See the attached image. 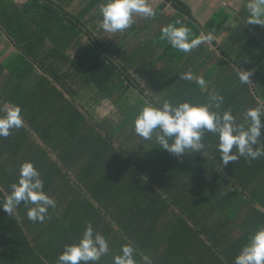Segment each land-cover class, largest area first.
<instances>
[{
    "label": "trees",
    "instance_id": "trees-1",
    "mask_svg": "<svg viewBox=\"0 0 264 264\" xmlns=\"http://www.w3.org/2000/svg\"><path fill=\"white\" fill-rule=\"evenodd\" d=\"M246 2L237 13L247 16ZM168 4L175 16L165 10ZM89 10L75 14L55 0H31L22 9L14 0H0V24L21 50L0 61V101L19 104L24 118V127L0 137V202L26 160L56 201L43 223L28 220L23 203L13 216L0 208V264H57L63 245L77 241L89 222L115 253L126 242L144 250L156 240L166 254L153 264H234L251 233L264 226L259 207H264V156L223 166L212 133L205 134L201 153L180 157L160 148L155 134L132 144L133 126L123 132L133 125L135 104H125V97L136 89L150 99L206 102L208 90L216 89L225 98L222 108L242 120L246 108L264 105V27L247 25V55L239 68L252 71L253 84L240 83L238 68L221 46L216 59L206 55L204 44L185 54L160 38V59L178 68L186 64L178 74L190 69L208 87L202 91L194 81L176 82L173 69L151 80L147 95L134 64L87 30ZM161 10L157 29L171 17L167 24L179 19L195 35L217 36L231 17L224 7L202 25L184 0H164ZM211 44L218 45L217 39ZM91 87L115 103L123 100L121 120H100L81 102L80 92ZM122 135H130L129 142ZM210 222L220 228L203 233L201 226ZM226 228L231 234L218 240L219 229Z\"/></svg>",
    "mask_w": 264,
    "mask_h": 264
},
{
    "label": "clouds",
    "instance_id": "clouds-1",
    "mask_svg": "<svg viewBox=\"0 0 264 264\" xmlns=\"http://www.w3.org/2000/svg\"><path fill=\"white\" fill-rule=\"evenodd\" d=\"M245 8V25L264 27V0H247ZM98 15L99 29L105 33H117L129 29L136 17L154 18L156 11L149 0H102ZM160 38L185 54L217 39L214 32L193 34L179 19L164 26ZM251 74V70H237L241 84H249ZM179 75L180 80L194 81L202 91L208 87L204 77L194 75L190 69ZM224 102V96L216 89L208 90L206 102L141 97L134 102V132L145 141H151L155 134L159 147L176 157L201 153L206 147L205 134L212 133L223 166L241 157L250 162L264 156V140L261 139L264 136V105L246 108L241 120L231 108H222ZM22 127L24 118L21 106L0 101V137H8L11 130ZM10 189L0 202V208L9 216H13L16 208L23 203L27 208L28 220L43 223L49 218V209L56 208V201L44 190L40 171L30 160L21 162ZM108 253L107 238L94 230L89 222L77 241L63 245L57 264H97ZM136 256L134 245L126 242L112 256V264H152L148 255H141L140 260ZM234 264H264V226L251 233L235 256Z\"/></svg>",
    "mask_w": 264,
    "mask_h": 264
},
{
    "label": "crops",
    "instance_id": "crops-1",
    "mask_svg": "<svg viewBox=\"0 0 264 264\" xmlns=\"http://www.w3.org/2000/svg\"><path fill=\"white\" fill-rule=\"evenodd\" d=\"M184 1L191 5L195 17L202 25L216 11L224 7L227 8V10L231 13V17L226 23L225 27L222 29V31L216 36L218 45L215 46L211 43H204L208 51L206 52V55L212 53V55H214L217 59V57L221 55V46L225 51L229 52V54L231 55L230 62L234 67L239 68L241 65H243L245 57L247 55V46L250 38V27L245 25L244 23L246 15L244 16L243 14H239L237 12L238 9L242 7L245 0ZM14 2L20 8L23 9L30 4L31 0H14ZM55 2L59 5H62L64 8H66V10L71 11L75 14H79L80 12L85 11L87 8H90V10L87 11L84 17L87 30L92 32L93 37L99 40L100 43L105 46V48L109 49L117 56L121 55L122 57V55H124L125 57H127L128 60H130L134 64L132 70L134 72V75L137 76V78L142 82V85L147 88L145 94L148 95L151 92V89L153 88H151V80L159 79L162 72L164 71L170 72L175 69V72L172 71L174 74L171 75V78L176 77V82L182 81L180 80V75L178 74V72L181 67L185 69L184 66L186 64H183L182 66L179 65L180 68H178L174 63L169 62L168 59H160V56L163 54V48L159 46L161 29L166 26L167 23L170 21V18L172 16H175L177 13L176 9H174L171 4H168L165 8L167 12L172 13L171 17H169L159 29L156 28L158 23L157 20H159V13L162 12L161 6L164 0H149V3L156 11V16L154 18L147 19L142 17H136L134 19L133 25L129 29L123 32L105 33L97 26V21L99 19V6L102 3V0H55ZM196 7H198L199 14H197V10L195 9ZM185 18L187 19V17ZM82 41H86V37H84ZM89 44L90 43L87 41L85 46H89ZM19 52H21L20 48L15 44L12 37L8 34V32L4 30V28L0 24V61L7 62L10 60V58L14 57ZM250 83L253 84L252 79H250ZM148 87H150L151 89H148ZM131 91L137 92L136 94L133 93L134 97H131ZM141 97L146 98V96L142 95L139 90L132 89L128 92L127 96L125 97L127 99L125 104L131 103L132 99L135 100L134 102L139 101ZM262 102H264L263 99ZM121 103H123V100L118 103L119 110L121 109ZM120 112L122 114V118L123 111L120 110ZM132 126L133 125L128 127L129 132L131 131ZM133 135L134 139H137L136 143L140 142L139 140H141V137L137 136L135 132ZM259 207L264 210V207ZM228 226H230V228H233L235 226V221L230 223ZM218 228L220 227L215 226L212 222L201 226V229L203 230L202 232H205V234H207L206 232H208V230H213L212 232L214 233V230H218ZM219 230L222 232L218 234V240H220V237H226L227 234H231L226 233L229 232L228 228L224 230ZM211 243L212 240L210 241V244ZM150 245V247L145 248L144 250L142 248L137 250L138 248H136V250L138 251L136 256L137 260H140L141 255H148L152 259L153 264V261H155L159 255L165 256V252L161 254L163 252L162 249L158 251V244L156 240H153ZM186 246L187 245H185V248ZM219 247L222 248V246L220 245ZM216 249L217 247H213L212 250ZM114 254L116 253L109 249V253L102 256L101 260L97 262V264H112V256Z\"/></svg>",
    "mask_w": 264,
    "mask_h": 264
},
{
    "label": "rangeland",
    "instance_id": "rangeland-1",
    "mask_svg": "<svg viewBox=\"0 0 264 264\" xmlns=\"http://www.w3.org/2000/svg\"><path fill=\"white\" fill-rule=\"evenodd\" d=\"M197 10V14H199V10L198 7L195 8ZM85 40V39H84ZM80 95V100L84 105H87L88 107H90L93 111V113L97 116L98 119L102 120L106 117H110L116 121L121 120V112L119 110V104L118 103H114L113 101H111L110 99L107 98H103L97 91L95 88L91 87V88H87L82 90ZM133 93H137L136 91H131V97H134ZM135 100L132 99L131 102H134ZM129 132V130H124L123 134L126 135ZM122 135L120 138L122 140H126L125 142H129L128 141V137L130 135L124 136ZM137 139L135 138L133 140V143H136ZM127 146H130L129 144H125Z\"/></svg>",
    "mask_w": 264,
    "mask_h": 264
},
{
    "label": "water",
    "instance_id": "water-1",
    "mask_svg": "<svg viewBox=\"0 0 264 264\" xmlns=\"http://www.w3.org/2000/svg\"><path fill=\"white\" fill-rule=\"evenodd\" d=\"M35 134V133H34ZM40 140V139H39Z\"/></svg>",
    "mask_w": 264,
    "mask_h": 264
}]
</instances>
